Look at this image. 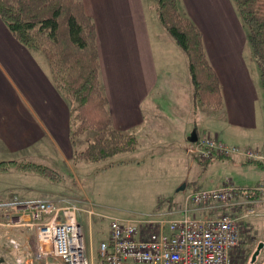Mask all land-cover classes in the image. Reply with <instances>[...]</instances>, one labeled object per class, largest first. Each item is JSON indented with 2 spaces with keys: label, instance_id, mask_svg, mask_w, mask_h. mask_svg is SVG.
<instances>
[{
  "label": "crops",
  "instance_id": "obj_1",
  "mask_svg": "<svg viewBox=\"0 0 264 264\" xmlns=\"http://www.w3.org/2000/svg\"><path fill=\"white\" fill-rule=\"evenodd\" d=\"M80 1L95 24L100 82L113 129L133 134L138 144L153 137L159 140V134L167 133V142L175 144L173 148L184 146L186 155L187 144L203 134L229 145L264 149V91L232 0H178L179 13L201 32L208 61L221 85L222 107L213 112L217 128L208 132L199 129L205 115L199 114L200 106L193 107L181 49L170 44L159 28L154 13L157 0ZM40 54L19 44L0 20V158H14L27 151L45 155L51 144L59 157L70 162L71 104L55 88ZM194 160L191 157L190 163ZM248 168L262 180L264 167ZM182 182L184 189L176 191L180 193L176 200L188 193L187 182ZM245 196L239 193L233 204L219 208L218 213L241 214L246 208L240 204ZM11 198L24 199L0 191V201ZM30 199L54 201L50 197ZM250 204L260 210L255 217H264V202ZM197 214L213 213L205 210ZM12 233L33 235L23 229L0 228V235ZM30 256L26 246L21 259L35 264Z\"/></svg>",
  "mask_w": 264,
  "mask_h": 264
},
{
  "label": "rangeland",
  "instance_id": "obj_2",
  "mask_svg": "<svg viewBox=\"0 0 264 264\" xmlns=\"http://www.w3.org/2000/svg\"><path fill=\"white\" fill-rule=\"evenodd\" d=\"M159 28L170 39L168 42L178 48L160 23ZM163 42L166 43L165 45L168 44L166 40ZM178 50L180 51L179 48ZM180 54L185 58L186 71L187 59L182 51ZM255 69L258 73L257 67ZM213 112L200 106L199 114L205 115L204 122L199 124L200 130L208 132L214 131L213 127L217 128V125L213 126ZM218 135L221 139H225L222 134ZM93 136L89 133L76 138L73 149L82 150L85 140ZM168 136L169 134L164 133L162 137L159 134V140L156 137L143 140L137 143L133 153L120 154L97 163L77 160L74 156H71L70 162H67L65 157L58 156L51 144L46 147L45 155L27 151L14 158H0V162L15 160L19 163L31 162L47 166L59 175V180L54 182L36 173L9 167L7 172H0V191L11 192L16 197L24 199L50 197L54 201L61 200V203L76 207L78 210L76 219L81 227L85 256L89 264H99L98 245L107 240L109 219L149 221L171 219L169 215L172 218L176 217L178 214L168 213L171 210L178 211L182 206L183 197L176 200L180 195L176 191L184 185L182 181L187 182L185 192L188 193L216 188L226 179H231L240 189L252 188L261 181L260 176L248 168L253 165L261 167V165L240 157L239 159L244 162L239 163L231 157L206 162L194 161L191 164V157L186 155L184 146L178 145L173 148L175 144L167 142ZM155 141L158 142L155 144ZM259 211L256 209L257 214ZM246 225L241 248L238 253L232 255L231 263L264 264V245L255 261L249 262L256 247L264 244V217H249L246 219ZM9 238L16 239L19 243L15 246ZM22 245L30 249L29 258L36 261L35 264H61L52 257L35 260L32 254L36 247L35 237L19 236L18 233L0 235L2 264H16L17 258L24 262L21 257L25 247L21 248Z\"/></svg>",
  "mask_w": 264,
  "mask_h": 264
},
{
  "label": "trees",
  "instance_id": "obj_3",
  "mask_svg": "<svg viewBox=\"0 0 264 264\" xmlns=\"http://www.w3.org/2000/svg\"><path fill=\"white\" fill-rule=\"evenodd\" d=\"M232 2L264 90V0ZM177 6L178 0H157V20L187 59L193 107L218 111L222 107L221 85L208 61L201 32ZM0 20L19 44L44 56L55 88L71 103L72 157L97 163L136 150L133 134L112 127L100 82L95 24L80 0H0ZM89 133L94 136L85 140L84 148L73 149L76 138ZM9 167L59 180L53 169L40 164L0 162L1 172ZM249 262L253 263L251 258Z\"/></svg>",
  "mask_w": 264,
  "mask_h": 264
},
{
  "label": "built area",
  "instance_id": "obj_4",
  "mask_svg": "<svg viewBox=\"0 0 264 264\" xmlns=\"http://www.w3.org/2000/svg\"><path fill=\"white\" fill-rule=\"evenodd\" d=\"M186 152L206 162L214 158L240 157L264 167V149L229 145L209 134L188 143ZM244 193L240 215L218 213ZM255 195L254 199L249 196ZM264 202V171L254 187L240 189L230 179L213 189L183 197L177 217L165 220L110 218L108 237L98 245L99 264H232L242 245L246 219L257 215L251 202ZM250 204V205H247ZM211 215H198L202 211ZM77 208L45 199L11 198L0 201V228L19 229L35 237L33 258H55L61 264H89L76 214ZM166 228V230H165ZM16 246L14 240H10ZM19 259L16 264H22Z\"/></svg>",
  "mask_w": 264,
  "mask_h": 264
},
{
  "label": "water",
  "instance_id": "obj_5",
  "mask_svg": "<svg viewBox=\"0 0 264 264\" xmlns=\"http://www.w3.org/2000/svg\"><path fill=\"white\" fill-rule=\"evenodd\" d=\"M184 189V185H182L180 188H178L177 191H181ZM262 248V244H259L256 248V250L254 251V253L252 254V257H251V262H254L255 261V258L257 257V255L259 254V251L260 249Z\"/></svg>",
  "mask_w": 264,
  "mask_h": 264
}]
</instances>
